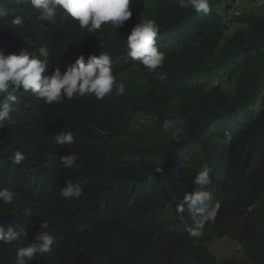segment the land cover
Listing matches in <instances>:
<instances>
[{"label":"trees","instance_id":"obj_1","mask_svg":"<svg viewBox=\"0 0 264 264\" xmlns=\"http://www.w3.org/2000/svg\"><path fill=\"white\" fill-rule=\"evenodd\" d=\"M21 2L41 68L0 126V264H264V0Z\"/></svg>","mask_w":264,"mask_h":264},{"label":"clouds","instance_id":"obj_2","mask_svg":"<svg viewBox=\"0 0 264 264\" xmlns=\"http://www.w3.org/2000/svg\"><path fill=\"white\" fill-rule=\"evenodd\" d=\"M21 1L0 0V126L4 114H8L5 118L7 121L12 116L17 117L24 108L20 105H26L28 98H32L36 88L32 87L29 78L41 68L38 59L33 56L35 50L22 46L30 34L25 27L29 29L33 21L21 7ZM15 71L19 79L14 78ZM17 213L11 216L9 212H0L1 246L11 244L13 237L16 239L21 233V213ZM37 257L26 253L22 258L34 261Z\"/></svg>","mask_w":264,"mask_h":264},{"label":"rangeland","instance_id":"obj_3","mask_svg":"<svg viewBox=\"0 0 264 264\" xmlns=\"http://www.w3.org/2000/svg\"><path fill=\"white\" fill-rule=\"evenodd\" d=\"M225 88L228 92H232L234 89V83L230 82L228 84H225ZM233 244V241L225 239L206 244L204 245V247L207 248L219 261L225 254L232 251L233 248H237L235 247V245L233 246Z\"/></svg>","mask_w":264,"mask_h":264},{"label":"built area","instance_id":"obj_4","mask_svg":"<svg viewBox=\"0 0 264 264\" xmlns=\"http://www.w3.org/2000/svg\"><path fill=\"white\" fill-rule=\"evenodd\" d=\"M239 1H241V0H237V2H239Z\"/></svg>","mask_w":264,"mask_h":264}]
</instances>
